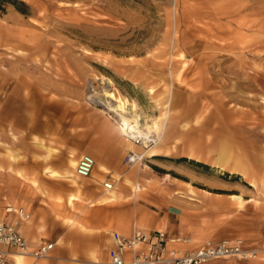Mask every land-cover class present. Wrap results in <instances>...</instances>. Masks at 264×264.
Masks as SVG:
<instances>
[{"label": "rangeland", "instance_id": "obj_1", "mask_svg": "<svg viewBox=\"0 0 264 264\" xmlns=\"http://www.w3.org/2000/svg\"><path fill=\"white\" fill-rule=\"evenodd\" d=\"M42 42L45 53H35ZM19 56L36 57L39 69ZM5 76L19 85L10 94L0 85V219L7 205L20 204L22 183L37 188L40 217L92 215L47 190L52 181L72 186L45 165L68 167L67 144L56 140L87 143L100 133L93 118L113 122L111 134L125 146L117 122L99 110L105 81L134 100L148 124L158 123L141 126L156 142L138 145L158 154L125 162L116 185L123 178L140 189L128 177L136 175L162 198L159 212L177 206L186 223L214 237L264 240V0H0V82ZM221 148L248 175L217 166ZM11 160L26 171L10 168ZM229 193L252 199L239 204ZM118 208L127 218V207ZM230 259L264 262V254ZM93 263L86 254L79 264Z\"/></svg>", "mask_w": 264, "mask_h": 264}, {"label": "crops", "instance_id": "obj_2", "mask_svg": "<svg viewBox=\"0 0 264 264\" xmlns=\"http://www.w3.org/2000/svg\"><path fill=\"white\" fill-rule=\"evenodd\" d=\"M92 121L94 127L100 133L91 136L87 143L83 141L82 144L71 146L69 145L71 143L69 136H63L60 140H56L57 142L67 144L68 157L65 160L68 167H62V164H55V162L45 165V167L49 166L62 172L66 168H71L69 160L70 162L71 160L77 162L83 154H89L95 159L92 173L80 181L84 180V184L82 182L83 187L78 188L71 180L65 177L66 180L71 182L72 188L54 181L46 185L47 190L51 191L52 195L61 196L65 200L66 205L74 206V204H77L84 209V212L89 211L92 215L86 216V214L79 212L75 217L70 218L62 214H58L59 216L56 218L40 217L41 215H38L35 209V204L41 201L36 194L37 188L32 184H20V191H22V195H19L20 204L11 203L9 205L24 207L29 213L28 218L22 219L14 212L3 211L0 220L14 222L19 232L34 246L41 242H54V245L52 257L46 261L38 262L31 257L15 254L11 257V264H79L81 261L85 262L86 254L92 255L93 264H99L102 262L99 256L102 255L103 249L106 251L107 260L108 250L113 246L112 232L117 231L121 234L130 235L135 228L146 232L158 229L165 230L170 243L183 249L194 248L205 239H221L214 237V233H210L207 228L191 222L186 223L182 217L181 209L177 206H172L159 212L162 198L157 194L147 191L145 186L141 185L136 179V175H129L128 177L132 181L138 182L142 189H137L136 185L131 188V184L125 182L123 178L119 179L121 184L117 186L115 179H118V175L120 176L121 173L125 174L127 171L125 169V151L127 149H125L121 136L116 133L111 134L113 130L116 132V126L113 122L106 118H93ZM44 138L45 143L52 142V140H48L50 137L46 136ZM44 147H46L47 151L49 149H56L55 147H47L46 145ZM69 154L71 157L74 156L75 159H69ZM11 162L8 165L10 168L11 164H13L15 170L26 171L27 164L19 165L14 160H11ZM15 164L16 166H14ZM216 165L219 166L218 164ZM8 166L4 163V170ZM107 179L113 182L111 189L116 188L117 198L105 199L109 197L107 192L109 189L103 186V183ZM231 194L239 193L228 194L230 198H233ZM70 196H73L72 201L69 200ZM172 196L175 198L184 197L183 194H172ZM233 199L242 204L252 198L242 197V199ZM22 203H25V205ZM123 204L127 207V218H118V207ZM178 237H187L190 241L182 242L176 239ZM235 237L238 236L231 238ZM74 256L77 258H74ZM218 262L221 264H264V262H246L244 260H231L230 258L213 259L204 264H218Z\"/></svg>", "mask_w": 264, "mask_h": 264}, {"label": "built area", "instance_id": "obj_3", "mask_svg": "<svg viewBox=\"0 0 264 264\" xmlns=\"http://www.w3.org/2000/svg\"><path fill=\"white\" fill-rule=\"evenodd\" d=\"M136 144H142L140 138H131ZM153 135L147 136L148 144L154 143ZM137 159L128 152L125 162L129 165ZM95 159L89 154L79 157L75 173L79 177H88L94 168ZM106 189L113 187L108 179L103 183ZM7 212H14L19 218L26 219L29 213L21 206H6ZM113 246L108 250L107 264H204L218 258L252 259L264 254V240L256 246L248 245L242 238L205 239L190 249L173 246L165 230L143 231L135 228L130 235L112 232ZM177 240L189 242V238ZM54 242H41L32 245L18 230L14 222L0 220V264H11V257L22 254L35 260L50 255Z\"/></svg>", "mask_w": 264, "mask_h": 264}, {"label": "bare ground", "instance_id": "obj_4", "mask_svg": "<svg viewBox=\"0 0 264 264\" xmlns=\"http://www.w3.org/2000/svg\"><path fill=\"white\" fill-rule=\"evenodd\" d=\"M46 49H47L46 42L39 43L37 44V46L33 47V51L35 53L37 52L45 53ZM19 58L23 61H28L29 66L34 65L36 68H38L39 62L37 61L36 57H31V59L29 60L26 59L24 56H19ZM0 85L3 88V91L5 94L7 93L10 94L9 91L16 90L18 88L19 82L17 80L10 81L7 78V76H5V78L1 80ZM109 86L110 85L105 83V81L103 82V87H102L103 95L101 94V97L103 96L102 97L103 106L100 107L99 110L107 114L109 117L114 119L115 122H117L120 128V131H122V134L125 135L124 137L125 146L129 149V152H132L137 157V159L133 163L135 162L137 163L144 155H146L147 157H152V156L157 155L159 150L156 146H152L151 148L147 150H141V152H138V148H139L138 145L140 144H136L131 138H134V139L140 138L143 144L150 146V144H148L146 141V137L151 136L152 134H146L142 130L141 126L145 124L146 126L151 127L152 129L153 128L155 129L158 127V123L156 121H153L151 124H148L146 122L145 116L138 111L139 109L137 108V104L134 100H130L125 96L117 95L115 92L112 91V89ZM5 96L7 97V95ZM154 142H156V138ZM220 150L221 151H220L219 156L217 157L216 164H218L221 168H225V167L229 168L231 172L238 173L241 175H248V171L246 167L240 162V160L234 159L232 163H229V157L227 156L226 151H225L226 149L221 148ZM189 156H192V155H189ZM70 165H71V168H66L62 172H59V171H55V172H58L60 176L71 180L75 184V186H77L78 188H81L83 184L80 181L86 177H79L76 175L75 173L76 161L72 160L70 162ZM255 181L256 180L254 179L250 180V184H252L254 187L257 186V182ZM107 192H108L109 197H106L105 199L118 197L116 188L109 189L107 190ZM231 197L242 199L241 195L239 194H231ZM72 199H73V196H70L69 200L71 201Z\"/></svg>", "mask_w": 264, "mask_h": 264}]
</instances>
